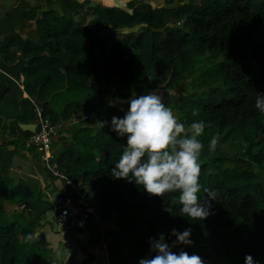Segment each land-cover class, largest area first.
Listing matches in <instances>:
<instances>
[{"label": "trees", "instance_id": "trees-1", "mask_svg": "<svg viewBox=\"0 0 264 264\" xmlns=\"http://www.w3.org/2000/svg\"><path fill=\"white\" fill-rule=\"evenodd\" d=\"M171 3L152 7L132 0L127 4L131 12L98 4L88 10L90 14L86 12L92 16L86 24L69 16L58 17L53 10H47L48 14L43 11L37 20V9L29 8L33 13L26 11L25 18L35 20L39 42L11 34L3 41L0 55L11 65L16 59L11 48L22 50L28 59L20 68L25 77L24 91L44 103L42 116L52 126L80 113L96 124L73 123L67 130L72 150L54 152L52 161L61 173L80 182V187L86 186L82 190L104 223L106 212L116 213L114 224L105 227L104 233L108 264H137L139 258L149 255V237L162 232L170 243L175 239L169 235L172 228L183 231L187 227L192 228L193 244L174 247L173 251L183 248L196 252L206 264H244L246 255L264 264V192H260L254 172L256 166L264 169V115L255 108L257 95L264 93V0ZM135 24H143L144 29L124 33L118 43L103 45L96 56L84 46L95 37L98 25L124 29ZM198 63L208 65L197 77L199 88L208 91L172 99L162 96L186 126L198 120L207 122L199 138L202 150L209 152L208 161L201 163L203 187L199 196L207 199L203 188H210L217 199L211 201L212 215L190 224L181 216L178 194L149 196L134 182L112 177L113 163L126 140L109 126L102 127L100 121H110L112 114L107 111L113 110L109 107L113 99H127L153 89L176 90L183 76L194 71ZM99 64L104 70L95 77ZM54 95L67 96L59 110L48 104L47 98ZM5 100L11 101V94L0 97V102ZM19 107L20 115L15 119L32 123L37 112L34 102L20 97ZM16 129L19 136L2 143L15 144L21 150L31 132ZM63 133L59 131V138L66 141ZM219 136L221 144L210 150L211 139ZM230 141L241 142L240 154L231 156L221 150ZM227 163L233 164L231 170L224 169ZM21 182L14 184L10 177L0 176V219L5 216L0 224V264H51L44 235L33 237L41 224L28 222L31 212H8L6 208L27 200L44 204L39 189ZM166 205L175 215L164 210ZM62 229H89L92 236L88 245L101 242L97 226ZM88 256L86 262L93 260L92 254Z\"/></svg>", "mask_w": 264, "mask_h": 264}, {"label": "clouds", "instance_id": "clouds-1", "mask_svg": "<svg viewBox=\"0 0 264 264\" xmlns=\"http://www.w3.org/2000/svg\"><path fill=\"white\" fill-rule=\"evenodd\" d=\"M22 79L20 85L24 90ZM32 102L42 110L38 101ZM123 102L127 108H121L122 116L113 115L110 121H100L102 127L109 126L116 136L126 140L119 158L113 163L112 177L134 182L149 196L164 197L165 194L176 193L181 216L186 217L190 224L205 221L213 214L211 201L217 199L215 190L210 188H203L207 199L199 196L203 187L200 158L204 148L199 138L207 122L193 121L190 127H186L154 89L131 95ZM255 108L264 115V93L257 95ZM196 114L194 109L193 115ZM216 144L217 138L213 137L209 149L214 150ZM164 210L175 215L172 207L166 205ZM191 233V227L183 231L172 228L169 235L175 239L170 243L162 232L149 237V255L139 258L137 264H206L196 252L189 253L183 248L172 250L180 245L191 246ZM244 264L259 262L246 255Z\"/></svg>", "mask_w": 264, "mask_h": 264}, {"label": "crops", "instance_id": "crops-1", "mask_svg": "<svg viewBox=\"0 0 264 264\" xmlns=\"http://www.w3.org/2000/svg\"><path fill=\"white\" fill-rule=\"evenodd\" d=\"M42 0H0V45L5 41L11 34H17L23 40L30 39L35 42H39L38 36L36 34V23L35 20H31L25 18L26 11L30 10L28 7L36 8V19L41 16V13L45 11V7L39 4ZM52 6L50 9L55 11L57 16L66 15L72 17V19L77 21H83V24H86L91 18V15L88 10L91 8L87 7L91 2L100 3L103 6L107 7H120L126 6L132 0H52ZM75 1L72 7L69 5L70 2ZM138 1V0H136ZM26 4H29L26 6ZM25 5V6H24ZM153 7V6H152ZM29 12V11H28ZM86 12H88L86 14ZM131 12V9H130ZM28 19V20H27ZM39 19V18H38ZM37 19V20H38ZM99 30L94 38L89 39L85 42V48L90 49V53L94 56L98 55L101 52V48L106 46L103 41L106 42L105 38H108V42H110L109 37L115 43H118L124 33L133 32L137 33L144 29L143 24H135L132 27L124 28V29H112L109 26L98 25ZM135 31V32H134ZM117 32L119 37L114 33ZM113 34V35H112ZM16 53V59L11 65L5 64L3 58L0 55V97L4 94H11V101L0 102V140L7 141L9 138H16L19 136V132L16 129L18 121L15 119L20 115V107H19V99L20 97H26V92H24L22 86L20 85V78L25 80V77L21 74L20 68L28 61V59L24 58L21 49L11 48ZM123 56V58H125ZM103 67L99 64L95 70V77L99 73V76L103 72ZM10 88L8 93H5L7 88ZM115 89V88H113ZM157 90L161 96L162 92L159 89ZM7 97V96H6ZM127 99H113L109 105L113 110L121 111V108L126 109L127 104L123 101ZM5 104V105H4ZM40 107L42 108V103H40ZM176 112V110H174ZM122 112V111H121ZM177 113V112H176ZM178 115V113H177ZM86 118V115L82 116ZM179 117V115H178ZM181 122L185 123L180 117ZM186 125V123H185ZM188 127V126H187ZM2 129L9 131V135L5 136L2 134ZM9 136V137H8ZM225 146V145H224ZM8 151L7 147L4 149L0 148V176H13L15 174H20V168L16 169L13 166H6L3 161L5 158L7 159L5 152ZM207 153L205 150H202V154ZM209 155V153H208ZM19 164V165H18ZM20 163H15V167H21ZM33 167V165L31 166ZM23 173L28 174L27 172ZM19 176V175H18ZM35 177V176H34ZM22 177L19 176L18 180ZM24 178V177H23ZM18 182V181H17ZM59 185V184H58ZM76 186H80V183L77 182ZM65 188V187H64ZM70 191V190H63ZM62 191V192H63ZM73 194V191L71 192ZM16 209L27 208L33 212L30 222H38L41 224L40 218L41 213L43 211L44 205L35 203L31 200H27L20 205H15ZM40 227V226H39ZM37 227L35 230L37 235L42 234L40 232L45 233L46 230L44 227ZM35 232V233H36ZM72 234L69 235L68 238H64L63 241L62 236H56L55 234H47L44 235L46 241L48 242L47 250H53L57 243L55 244L56 238L59 237L61 242H64V246L68 247L70 250V256L77 260V264H103V257L100 254V249L97 247L98 245H88V241L92 236V233L89 229L82 230H72ZM96 248V249H95ZM88 253L93 255V260L90 262H86L87 258H89ZM52 264H56L53 260H51ZM64 264H72L69 261H66Z\"/></svg>", "mask_w": 264, "mask_h": 264}, {"label": "rangeland", "instance_id": "rangeland-1", "mask_svg": "<svg viewBox=\"0 0 264 264\" xmlns=\"http://www.w3.org/2000/svg\"><path fill=\"white\" fill-rule=\"evenodd\" d=\"M121 1L123 2L124 0H121ZM168 1L169 0H138L139 3H141V2L147 3L153 7H160V6L168 7L169 6L167 4ZM186 1H188V0H172V3L170 5L171 6H173V5L177 6V5H179V3L186 2ZM52 3H54L52 0L51 1L42 0L41 2H39V4L41 6L43 5L45 7L46 12H47V10H53V9H50L52 6ZM28 5L29 4H26V6H28ZM97 5H98V3L91 2L90 5H88L87 7L94 8L95 6L97 7ZM29 8H31V7H28V9ZM31 13H33V12L31 10H29V14H31ZM47 14H48V12H47ZM64 16H66V15H62V16H58V17H64ZM38 18L40 19L41 16L37 17V19ZM51 19L53 21L57 20V18H55V17H51ZM176 26L182 27V25L178 24V23ZM114 34L119 37V34L117 32H115ZM105 40H106V42L105 41H103V42L105 44H107L106 45L107 47H110L114 43V41L111 40L110 37H109L110 42H108V38H105ZM2 45H3V43L0 45V47ZM223 56H224V54L221 55L218 58V60H222ZM122 59H125V58L122 57ZM196 66H197V68L194 71H191L189 74H185L183 76V81L180 83L179 87L176 90L159 89L162 92V96L168 95L167 98L172 99V96L179 97L181 95L191 94V93L201 94L203 92L208 91V88L207 89H200L198 86L199 80H197V77L199 76L200 71L204 70L208 65L205 66L203 63L202 64L198 63ZM97 76H99V73L97 74ZM91 82H93V81H91ZM53 97H54V99H53ZM108 97H109V95L106 96V99H108ZM25 98H27V99L29 98L30 101L34 100L37 102V98L29 97L27 95ZM173 99L175 100V98H173ZM163 100L167 106L170 105V102H168V100H165V98H163ZM47 101H48V104L52 105V107L54 109L59 110L63 106L64 102L67 101V96L54 95V96L48 97ZM43 104L44 103H42V106H43ZM174 110H176V109H174ZM107 113L112 114V116L113 115H117V116L123 115V112L118 111L116 109L107 111ZM82 116H83L82 113H80L78 115H73V117L70 120L65 121L63 123L60 122V124H57V126L55 127V129L57 131L56 136H55V142H54V145L52 144L53 152H58L62 148H66L67 150H72L71 145L69 144L70 134L67 132V130L70 129V127L72 126L73 123L79 122L82 124L81 126H88V125L94 126V125H96L95 123L93 124L90 121H88L89 120L88 117L83 118ZM179 117H180V115H179ZM59 131H63V132L65 131V133H63V134L66 136V139H65L66 141H62L59 138ZM9 133H10L9 131L2 129V134H4L5 136L9 135ZM25 139L26 138H24V140ZM220 139H221L220 136L217 137L216 147H219V144H221ZM2 142L3 141L0 140V148L2 147L4 149L5 147H7V149H8V151L5 152L7 159L5 158V161H3L5 163V165L6 166H13V168H16V169L20 168V170H21L20 174H15L13 176L11 175V176H7V177H10L14 181V184L17 183V181L18 182L22 181L21 183L29 185L30 187L34 188V190L39 189V193L42 197V200L44 201V204H43L44 208H43V211L41 213L42 215H41L40 221H41L42 228L44 227L46 229V230H44L45 233H43V232H40V233H42L44 235H47L49 233L55 234L56 236L63 235L62 240L65 241L64 238H68L69 235L72 234L71 233L72 230L60 229L57 226V222H56V218H55V215H56L55 206H56V199H57V196L59 195V193L63 190L68 189L70 191H64V192L71 194V192L73 191L72 188H70L68 186H64L63 181L61 182V180H59V179L57 180V179L51 177L48 170L46 168H44L41 164V159H40L41 152L38 151L34 145L30 146L33 148L32 151L28 150L25 147H23V149H21V150H18L15 144H9V143L3 144ZM24 144H25V142H23V146H24ZM32 144H34V143H32ZM241 147H242L241 142L236 143V142L230 141L227 143V145L221 146V150L224 153H227V154H230L231 156H233L234 154H240L239 152L241 150ZM103 152H104L103 149H101L102 154H103ZM206 152L207 153H204V155H201V158H200L201 163H206V161H208L207 157L209 156L208 155L209 152L208 151H206ZM15 163H20L22 166L20 165L21 167H15ZM32 165H33V167H31ZM0 167H1V165H0ZM232 167H233L232 163H227L225 165L224 169L231 170ZM254 169H255L254 172H256V174L258 176V180H259L258 181L259 182L258 183L259 190H260V192H264V169H261L257 166ZM23 170H24V172H27L28 174L23 173ZM18 175L22 177L19 180H18V178H19ZM78 189L86 190V186L79 187ZM6 208H7L8 212H10V211L21 212V210H23L22 211L23 214H26L29 212H31L33 214V212L31 210H29L30 208L29 209H27V208L16 209V208H11L10 205H9V207L7 206ZM105 216L106 217H105L104 226L106 228H109L114 224V217L116 216V213L108 211L105 213ZM4 218H5V216L2 219H0V224L4 220ZM30 219L31 218L28 219V222H30ZM38 229H41V228L39 227ZM36 236H37V232L33 235V237H36ZM63 241L61 242V239L59 237L56 238L55 244L57 243V246L53 250H47V252H46L47 256H48V260L49 261L53 260L56 264H64L66 261H69L72 264H77V260H75L73 257H71L69 255L70 250L68 247L64 246ZM97 247L100 249V254L102 255L103 252L101 250V245H98Z\"/></svg>", "mask_w": 264, "mask_h": 264}, {"label": "built area", "instance_id": "built-area-1", "mask_svg": "<svg viewBox=\"0 0 264 264\" xmlns=\"http://www.w3.org/2000/svg\"><path fill=\"white\" fill-rule=\"evenodd\" d=\"M36 116L34 122H36V128L34 132L24 140L25 148L34 145L38 151L41 152L40 159L41 164L48 170L51 177L63 181L64 186L72 188L73 194L60 192L56 199V222L57 226L62 228H71L74 226L91 227L97 226L100 234L102 257L104 264H108V258L106 253L107 241L104 238L105 226L102 215L96 211L91 205L89 196L85 191L78 189L80 186H76V181L72 176H67L61 173L55 163L52 161L54 158V152L52 148V140H55L56 129L50 124V122L42 116V110L35 105ZM34 143V144H32Z\"/></svg>", "mask_w": 264, "mask_h": 264}, {"label": "water", "instance_id": "water-1", "mask_svg": "<svg viewBox=\"0 0 264 264\" xmlns=\"http://www.w3.org/2000/svg\"><path fill=\"white\" fill-rule=\"evenodd\" d=\"M122 9L130 12V9L126 6H121ZM17 126L22 130V131H29V132H34L35 128H36V122L33 123H21L18 122ZM11 208L15 207V204H10Z\"/></svg>", "mask_w": 264, "mask_h": 264}, {"label": "bare ground", "instance_id": "bare-ground-1", "mask_svg": "<svg viewBox=\"0 0 264 264\" xmlns=\"http://www.w3.org/2000/svg\"><path fill=\"white\" fill-rule=\"evenodd\" d=\"M74 193V192H73Z\"/></svg>", "mask_w": 264, "mask_h": 264}]
</instances>
